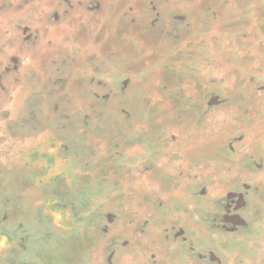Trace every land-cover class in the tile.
<instances>
[{"label": "rangeland", "instance_id": "obj_1", "mask_svg": "<svg viewBox=\"0 0 264 264\" xmlns=\"http://www.w3.org/2000/svg\"><path fill=\"white\" fill-rule=\"evenodd\" d=\"M0 264H264V0H0Z\"/></svg>", "mask_w": 264, "mask_h": 264}]
</instances>
